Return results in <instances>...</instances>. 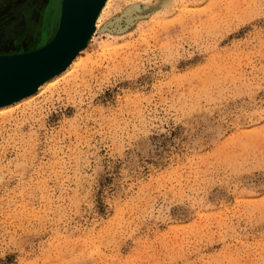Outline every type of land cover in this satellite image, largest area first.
Instances as JSON below:
<instances>
[{
  "label": "rangeland",
  "instance_id": "374dc122",
  "mask_svg": "<svg viewBox=\"0 0 264 264\" xmlns=\"http://www.w3.org/2000/svg\"><path fill=\"white\" fill-rule=\"evenodd\" d=\"M6 1L0 51L53 36ZM83 49L0 111V264H264V0H113Z\"/></svg>",
  "mask_w": 264,
  "mask_h": 264
},
{
  "label": "water",
  "instance_id": "95a60500",
  "mask_svg": "<svg viewBox=\"0 0 264 264\" xmlns=\"http://www.w3.org/2000/svg\"><path fill=\"white\" fill-rule=\"evenodd\" d=\"M103 0H62L57 29L34 49L0 52V102L36 87L63 65L90 32Z\"/></svg>",
  "mask_w": 264,
  "mask_h": 264
},
{
  "label": "bare ground",
  "instance_id": "6f19581e",
  "mask_svg": "<svg viewBox=\"0 0 264 264\" xmlns=\"http://www.w3.org/2000/svg\"><path fill=\"white\" fill-rule=\"evenodd\" d=\"M112 1L113 0H103V2L101 3V5L97 11V14L95 16L94 23H93V26H92L90 32L85 36V38L82 40V42L80 43V45L78 46L76 51L70 56V58L63 65H61L57 70H55L54 72H52L51 74H49L48 76L43 78L36 85V87L34 89L27 91V92L13 98V99L0 102V111L10 107L13 103H15L18 100H22V99L26 100V98L31 97L35 93H39L40 90L48 82H50L51 80L56 78L58 75L64 73L66 70H69L71 67H73V65L75 64V59H76L77 53L80 52L84 47H86L88 45V43L90 42V40L92 38V35L96 31V29H98V27L100 26L101 19H102V16H103L105 10L109 7V5L111 4ZM117 2H118V0H117Z\"/></svg>",
  "mask_w": 264,
  "mask_h": 264
},
{
  "label": "flooded vegetation",
  "instance_id": "af4514ba",
  "mask_svg": "<svg viewBox=\"0 0 264 264\" xmlns=\"http://www.w3.org/2000/svg\"><path fill=\"white\" fill-rule=\"evenodd\" d=\"M46 2H43V0H41V2H40V4H39V7H40V9H42V12L40 11V12H38L37 11V9L35 8V15L37 14V15H42V21H43V13H44V11H46L47 12V14H48V7H46L45 9H44V11H43V6H44V4L46 3V6L50 3V1H48V0H45ZM48 1V2H47ZM25 2V1H24ZM11 3H13V0L10 2V0L9 1H6L5 3H4V7L5 6H11L12 4ZM22 4V3H21ZM41 5H43V6H41ZM16 6H17V4L15 5H13L12 6V8H16ZM20 8V7H19ZM19 8H17V12H15L14 13V11H10L9 13H7V14H9L10 16H6V18H5V16L3 17L2 15H0V17H3V19L1 20V24H0V31H2V29H3V27L6 29V30H8V31H10V33H12V32H14L15 30L16 31H18L19 32V30L17 29V28H12V26L11 25H14V26H16V25H19L20 26V22L22 21V22H26V18L25 17H23V15H22V13H19L18 12V10H20ZM32 10H34V9H32ZM22 12H23V9L21 10ZM20 11V12H21ZM12 14H14V15H12ZM18 20V21H17ZM15 21V22H14ZM45 21H43L42 22V24L44 23ZM17 32V33H18ZM5 46H7V45H4L3 46V48H5ZM20 51H22V50H9V51H0V52H4V53H12V52H20Z\"/></svg>",
  "mask_w": 264,
  "mask_h": 264
},
{
  "label": "crops",
  "instance_id": "0c3cea01",
  "mask_svg": "<svg viewBox=\"0 0 264 264\" xmlns=\"http://www.w3.org/2000/svg\"><path fill=\"white\" fill-rule=\"evenodd\" d=\"M15 2V0L13 1V3ZM0 4H1V2H0Z\"/></svg>",
  "mask_w": 264,
  "mask_h": 264
}]
</instances>
